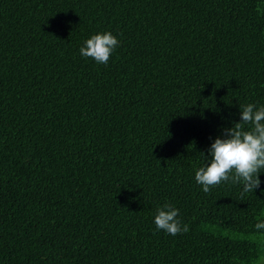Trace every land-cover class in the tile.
<instances>
[{"label": "trees", "instance_id": "16d2710c", "mask_svg": "<svg viewBox=\"0 0 264 264\" xmlns=\"http://www.w3.org/2000/svg\"><path fill=\"white\" fill-rule=\"evenodd\" d=\"M105 32L107 66L79 52ZM249 103L264 0H0V264H258L264 169L195 181Z\"/></svg>", "mask_w": 264, "mask_h": 264}, {"label": "clouds", "instance_id": "9594fccd", "mask_svg": "<svg viewBox=\"0 0 264 264\" xmlns=\"http://www.w3.org/2000/svg\"><path fill=\"white\" fill-rule=\"evenodd\" d=\"M120 42L110 32L93 35L79 49L84 58H92L98 64L107 66L110 56ZM250 125L248 130L245 126ZM202 156H204L202 154ZM205 157V156H204ZM208 163L195 172V181L205 193L221 182L243 184V192H254L260 187L259 175L264 169V106L255 104L240 107V122L224 129V138H217L205 157ZM156 229L171 236L189 231L182 225L179 210L170 203L156 209ZM257 230L264 229V221L255 224Z\"/></svg>", "mask_w": 264, "mask_h": 264}, {"label": "rangeland", "instance_id": "374dc122", "mask_svg": "<svg viewBox=\"0 0 264 264\" xmlns=\"http://www.w3.org/2000/svg\"><path fill=\"white\" fill-rule=\"evenodd\" d=\"M253 240H259L261 242H264V236H259V237H252ZM258 264H264V258H262Z\"/></svg>", "mask_w": 264, "mask_h": 264}]
</instances>
